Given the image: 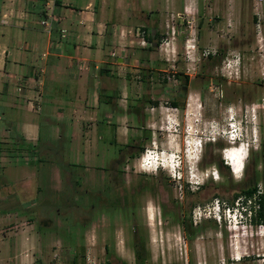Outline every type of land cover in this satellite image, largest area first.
<instances>
[{
  "label": "rangeland",
  "instance_id": "1",
  "mask_svg": "<svg viewBox=\"0 0 264 264\" xmlns=\"http://www.w3.org/2000/svg\"><path fill=\"white\" fill-rule=\"evenodd\" d=\"M126 3L96 0L113 21L111 67L99 72L105 64L94 63L92 76L68 85L58 126H42L34 148L0 95V264H136L138 239L146 264H264V214L251 220L245 195L234 196L253 184L264 192V0H188L183 15L174 0H145L158 19L152 69L137 60L153 32L146 21H124ZM32 16L34 24L43 17ZM23 81L45 86L22 78L8 81L10 90ZM200 138L194 165L187 149L195 145L196 156ZM241 141L250 151L237 176L223 151ZM147 149L157 168L142 164ZM232 201L241 206L235 216Z\"/></svg>",
  "mask_w": 264,
  "mask_h": 264
},
{
  "label": "crops",
  "instance_id": "2",
  "mask_svg": "<svg viewBox=\"0 0 264 264\" xmlns=\"http://www.w3.org/2000/svg\"><path fill=\"white\" fill-rule=\"evenodd\" d=\"M124 1L128 4V0ZM144 1L130 0L132 10L126 12L123 19L126 22L146 21L153 37L158 33V19L155 11L151 13L146 10ZM95 2L96 0H0V15L4 14L0 17L9 16L7 24L0 25V95L1 98L5 96L8 108L14 112L10 122L17 127L25 138L23 141L29 145L34 146L40 141L42 126L47 127L48 132L58 126L57 121L61 117L59 114L63 112L60 95L70 96L67 92V89H72L68 87L70 83L75 84L92 76L95 71L94 63L105 64L95 66L99 68V72L111 67L108 51L113 21L108 18V11L98 9ZM187 6L188 0H174L177 14L183 15L182 8L186 11ZM38 12L43 17L38 24H34L31 20L35 16L32 15ZM122 24L125 26V22ZM179 37L174 29L172 41L175 43ZM147 42L151 46V42ZM142 46L143 55L137 60L139 66L141 69L154 68L151 59L156 52L155 48L144 47V44ZM114 59L118 62L125 59V64L129 60L122 55ZM26 66L28 72L11 71L21 70ZM22 78L31 81L36 79L39 83H45V86L43 89L24 88L26 81H23V88L18 86V93H13L8 81ZM4 117L3 114L0 115V121ZM34 181L32 178L27 179V176L23 179L29 189Z\"/></svg>",
  "mask_w": 264,
  "mask_h": 264
},
{
  "label": "trees",
  "instance_id": "3",
  "mask_svg": "<svg viewBox=\"0 0 264 264\" xmlns=\"http://www.w3.org/2000/svg\"><path fill=\"white\" fill-rule=\"evenodd\" d=\"M148 41L149 42H153V37L151 35H149L148 37ZM149 48L154 49L153 46H149ZM101 72H108V70H102ZM186 78H189V76H186ZM173 103L175 105L179 104V102L173 101ZM32 148H34L32 146ZM224 160V159H223ZM258 190L257 184H253L248 186L247 188H243L242 190H240L239 192L235 193V197H238L241 193H243L245 195V199L242 200V203L247 205L248 208L254 210V215L251 214V220H255L256 217L259 215H263L264 214V192L262 194H260L259 196H257V198L255 199V203L252 204H248V200L250 198L254 197V194L256 193V191ZM258 203V207H256V204ZM231 206H234V201H232V203L230 204ZM260 220L264 221L262 218H259ZM135 255H136V264H146V257H145V245L143 243L142 239H138V241L136 242L135 246ZM107 264H112L111 259H108L106 261ZM75 264V263H73ZM127 264V263H124Z\"/></svg>",
  "mask_w": 264,
  "mask_h": 264
},
{
  "label": "bare ground",
  "instance_id": "4",
  "mask_svg": "<svg viewBox=\"0 0 264 264\" xmlns=\"http://www.w3.org/2000/svg\"><path fill=\"white\" fill-rule=\"evenodd\" d=\"M205 143H206V141H205ZM190 144H191V142H190ZM240 145H242V144H240ZM202 146L203 145H201V144L197 145V155L196 156L194 155L195 153H194L193 147H191L190 149H187V153L190 152L189 153L190 155H187L188 161L190 160L191 163L194 165L199 161V157H200L199 154H200ZM240 147L241 146H239V145L235 146V147L230 146V147H228L230 149H228L226 151V157L229 159V161L232 160V163L231 162H229V163H231L233 165V170L237 176H239L240 175L239 173L245 168V160H246V157L250 151L249 144H243V146L241 148ZM151 158H152V164L156 165L155 162L157 160H154L153 156H151ZM173 159H174V157H173ZM173 159L171 157L170 158L168 157L167 159H165L164 163L163 162H160V163H161V165H163V167H171L172 166L171 163H172ZM150 218L151 219L154 218L153 215H150Z\"/></svg>",
  "mask_w": 264,
  "mask_h": 264
},
{
  "label": "built area",
  "instance_id": "5",
  "mask_svg": "<svg viewBox=\"0 0 264 264\" xmlns=\"http://www.w3.org/2000/svg\"><path fill=\"white\" fill-rule=\"evenodd\" d=\"M44 23H46V21H44ZM137 32H138V34H140V32L142 33V43H146V38H145V31H141V27H137ZM168 108H173V106H169ZM175 108H177V107H175ZM167 116H171L169 113H167ZM191 129H192V127L191 126H188L187 127V129L185 128V130L188 132V133H190V131H191ZM216 129H217V127H216ZM215 129V130H216ZM237 129H233L232 128V130L231 131H229V134H228V136H229V139H230V141L231 142H233V141H235L234 139L237 137V138H240V135H237L234 131H236ZM217 131V130H216ZM219 133H221V131L219 130L218 131ZM187 133V134H188ZM191 134V133H190ZM217 135V134H216ZM187 136L188 135H186V137H185V141H186V144L188 145L190 142H191V140H192V138L189 140L188 138H187ZM192 137V136H191ZM217 138L216 137H214V138H212V140H216ZM156 139H153V144H155V146H156ZM199 142H200V144L201 145H203L202 143H203V139L202 138H200L199 139ZM242 143H244V142H240L239 143V146H241L240 144H242ZM228 149H230V148H225L224 149V151H223V153H224V158H225V162L227 163V164H229L230 165V163H229V161H228V159H227V157H226V151L228 150ZM151 156H153V154L151 153V151H149L148 149L143 153V155H142V164L143 165H150L151 164V162H152V158H151ZM158 167V165H156L155 166V168H157ZM263 192L261 191V190H259L258 191V195L257 194H255L254 195V197L253 198H250L248 201H250V202H252V199H254V203H255V199L257 198V196H259L260 194H262ZM241 199V198H240ZM217 207V208H216ZM216 207H214V216L220 221V215L218 214L217 216L215 215V212H218L219 211V209H221V202H217V204H216ZM204 211H205V215H207V213H208V209L207 208H205L204 209ZM209 217V216H208Z\"/></svg>",
  "mask_w": 264,
  "mask_h": 264
},
{
  "label": "clouds",
  "instance_id": "6",
  "mask_svg": "<svg viewBox=\"0 0 264 264\" xmlns=\"http://www.w3.org/2000/svg\"><path fill=\"white\" fill-rule=\"evenodd\" d=\"M224 156V155H223ZM225 159V158H224ZM229 165V164H228ZM231 166V165H230ZM232 167V166H231ZM240 207L241 206H239L238 208H237V210H235V207L234 206H230V209H233V211H234V216L238 213V211H240ZM242 211L245 213V214H247V215H249L250 214V216H251V214H252V209H250V208H248V206L247 205H245V204H243L242 205ZM225 211L224 210H221V209H219V211L218 212H215V214H219L220 215V220H221V218L225 215Z\"/></svg>",
  "mask_w": 264,
  "mask_h": 264
},
{
  "label": "flooded vegetation",
  "instance_id": "7",
  "mask_svg": "<svg viewBox=\"0 0 264 264\" xmlns=\"http://www.w3.org/2000/svg\"><path fill=\"white\" fill-rule=\"evenodd\" d=\"M180 104H181V103L179 102V104H177V105H175V106H176V107H179ZM153 139H155V138H153ZM152 141H153V140H152ZM156 141H157V140H156ZM156 147H158L157 144H156ZM142 150H143V149H142ZM142 150H141V151H142Z\"/></svg>",
  "mask_w": 264,
  "mask_h": 264
}]
</instances>
